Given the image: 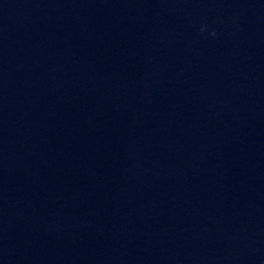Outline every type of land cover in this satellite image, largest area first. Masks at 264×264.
Here are the masks:
<instances>
[{
	"label": "clouds",
	"instance_id": "9594fccd",
	"mask_svg": "<svg viewBox=\"0 0 264 264\" xmlns=\"http://www.w3.org/2000/svg\"><path fill=\"white\" fill-rule=\"evenodd\" d=\"M213 35H214V33H213Z\"/></svg>",
	"mask_w": 264,
	"mask_h": 264
}]
</instances>
